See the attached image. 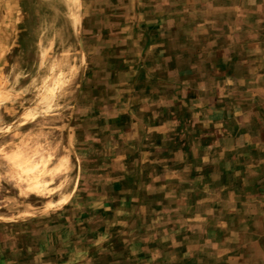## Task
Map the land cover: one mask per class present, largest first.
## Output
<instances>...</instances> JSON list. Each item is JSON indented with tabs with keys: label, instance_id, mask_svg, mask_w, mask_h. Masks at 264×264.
<instances>
[{
	"label": "rangeland",
	"instance_id": "obj_1",
	"mask_svg": "<svg viewBox=\"0 0 264 264\" xmlns=\"http://www.w3.org/2000/svg\"><path fill=\"white\" fill-rule=\"evenodd\" d=\"M154 1L76 0L73 6L71 0H0V264L188 263L182 257L186 242L170 231V221L183 219L185 212L170 207L176 202L172 196L154 193L165 188L150 177L153 163H139L144 146L124 137L129 117L118 113L130 107L142 130V108L161 104L145 103L136 96L139 89L125 82L128 60L143 54V37L130 30L143 28L139 21L154 10ZM178 3L185 0H174ZM65 53L69 70L63 67ZM166 74L160 71L159 83L169 92L175 83ZM202 152L194 149L196 157ZM124 154L133 159L125 175ZM56 156H66L59 186L49 175ZM47 157L49 163L38 169L50 187L28 190L21 162L42 164ZM200 180L210 183L211 203L234 202L215 188L221 181L215 176L195 179V190L203 188Z\"/></svg>",
	"mask_w": 264,
	"mask_h": 264
},
{
	"label": "crops",
	"instance_id": "obj_2",
	"mask_svg": "<svg viewBox=\"0 0 264 264\" xmlns=\"http://www.w3.org/2000/svg\"><path fill=\"white\" fill-rule=\"evenodd\" d=\"M152 5L143 28L130 30L143 37V54L128 60L125 82L145 103L161 104L142 108V130L130 107L118 112L129 117L124 137L144 146L140 164H154L150 177L165 188L154 193L172 196L170 207L185 212L170 231L186 242L187 264H264V0H185L186 10L174 0ZM163 70L175 83L169 92L159 83ZM195 148L203 151L198 158ZM120 159L121 174L132 171V157ZM214 176L221 180L215 188L234 202L211 203L210 183L201 180L195 190V179ZM207 246L219 250L206 253Z\"/></svg>",
	"mask_w": 264,
	"mask_h": 264
},
{
	"label": "bare ground",
	"instance_id": "obj_3",
	"mask_svg": "<svg viewBox=\"0 0 264 264\" xmlns=\"http://www.w3.org/2000/svg\"><path fill=\"white\" fill-rule=\"evenodd\" d=\"M61 1V0H60ZM71 2H72V5L74 6L75 5V2H76V0H71ZM52 4H54V3H52ZM51 4V5H52ZM56 4V3H55ZM64 4V3H63ZM65 5V4H64ZM56 6V5H55ZM52 8V7H51ZM58 8V7H57ZM59 9V8H58ZM53 12V11H52ZM62 13V12H61ZM53 14H54V12H53ZM52 14V15H53ZM74 15H75V12H72V15H71V19H72V24H73V26H74ZM62 16H64V15H62ZM55 17H56V15H55ZM65 20V19H64ZM59 24V23H58ZM62 24V23H61ZM66 25V24H65ZM50 26V25H49ZM68 26V25H67ZM66 26V27H67ZM72 27V26H71ZM65 29H62V31H64ZM74 30V29H73ZM66 31V30H65ZM74 32V31H73ZM69 34H70V32H69ZM72 38V37H71ZM51 40V39H50ZM53 40V39H52ZM65 40V39H64ZM75 40V39H74ZM62 41V40H61ZM67 46V45H66ZM50 47V46H49ZM68 47V46H67ZM60 49V48H59ZM41 51V50H40ZM43 51H46V50H42V52ZM60 51H61V49H60ZM64 52V51H63ZM53 53V52H52ZM41 54V53H40ZM42 56H43V54H42ZM41 56V57H42ZM53 58V57H52ZM73 59V58H72ZM40 60H41V58H40ZM62 61L64 62V64L65 65H63V67L65 66L66 67V69H71L72 68V65L69 63V60H68V58H67V54L65 53V54H63V56H62ZM39 68V67H38ZM60 69H62V66H61V68ZM60 72H62V70H60ZM64 72V71H63ZM65 73V72H64ZM70 73H71V71H70ZM60 75V74H59ZM48 76H50V75H48ZM47 76V77H48ZM46 78V77H45ZM57 78H59V77H57ZM61 79V78H60ZM63 79V78H62ZM65 79V78H64ZM46 81V80H45ZM42 82H44V81H42ZM58 80H57V84H58ZM62 81H60L59 83H61ZM67 82V81H66ZM56 83V82H55ZM63 83V82H62ZM60 84H58V86H59ZM42 86H43V84H42ZM48 86V85H47ZM57 86L56 85H54V88H56ZM64 87V86H63ZM62 87V88H63ZM66 87V86H65ZM49 88V87H48ZM47 88V89H48ZM51 88L52 87H50V90H51ZM65 89V88H64ZM47 91H49V90H47ZM54 93V92H53ZM52 95H54V94H52ZM70 98V97H69ZM50 105V104H49ZM48 105V106H49ZM56 105H54L53 107H55ZM45 107H47V105L45 106ZM35 108V107H34ZM69 109H71L70 107H68ZM41 109H42V107H41ZM35 110H37V109H35ZM46 110V112H47V109H44V111ZM40 111H42V110H40ZM36 112V111H35ZM38 112H39V110H38ZM53 112H54V110H53ZM57 112V111H56ZM69 114V113H68ZM35 115V114H34ZM65 118V117H64ZM61 126V125H60ZM19 138V137H18ZM64 138V137H63ZM64 151V150H63ZM65 152V151H64ZM55 155V154H54ZM16 156H14V158H15ZM18 158V157H17ZM46 159V160H45ZM44 160H41L42 162V164H38L37 162L36 163H34V164H31V162H21L22 164L20 165L21 166V169H22V172H23V175L25 176V178L27 179V186H28V190H31V191H33V192H35V193H41L43 190H47L50 186H49V182H50V180H60L61 179V177H64L65 175H66V172H62L63 170H60L59 168H60V166L61 165H63L64 163H65V160H66V156H62V157H57L56 156V160H55V162L52 164V166H48L49 167V175H51V178H50V180L48 181V180H45L44 178H43V172L41 171V170H43L44 168H45V165H47V163H49L48 161L50 160V157H47V158H45ZM43 165V166H42ZM19 166V167H20ZM42 166V168H40V169H38L39 167H41ZM48 175V174H47ZM66 177V176H65ZM56 181V182H57ZM53 182V181H52ZM58 186L60 185V184H62L61 183V181H58ZM57 186V185H56ZM51 189V188H50ZM49 189V190H50ZM66 189V188H65ZM71 191V190H70ZM27 193V192H26ZM49 194V193H48ZM59 194H60V192H59ZM52 195V194H51ZM4 213V212H3Z\"/></svg>",
	"mask_w": 264,
	"mask_h": 264
}]
</instances>
